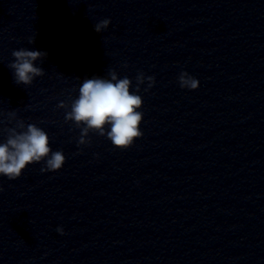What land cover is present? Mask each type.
<instances>
[{
	"label": "clouds",
	"instance_id": "clouds-1",
	"mask_svg": "<svg viewBox=\"0 0 264 264\" xmlns=\"http://www.w3.org/2000/svg\"><path fill=\"white\" fill-rule=\"evenodd\" d=\"M111 24L108 18L94 24V30L99 34ZM30 44L35 43V37L29 38ZM48 53L38 50L20 48L12 51V62L8 67L13 72L14 82L17 85H31L35 78L45 75L44 69L36 66V61L43 62ZM127 67V65H125ZM110 79L94 77L85 79L79 87L78 98L68 103L61 101L57 107L70 110L65 112V123L73 122L80 129L77 140L79 145L90 144L89 133L95 132L99 136H106L117 148L130 147L136 138L142 136L139 125L143 119V113L137 111L143 105L142 97L130 91L132 80L127 76L118 78L114 69L108 71ZM135 92L139 93L141 85L147 82L144 91L150 90L156 83L154 76H146L139 72L136 77ZM181 88L196 90L199 81L187 72H181L178 77ZM5 113L0 109V125L5 123L2 119ZM7 124L14 125L4 128L7 139L0 143V176H6L9 180L19 178L22 171L29 164L44 161L40 171L56 172L65 163L62 151H52L49 146V135L34 123L26 124L18 117L17 111L6 113ZM106 126L110 130L106 131ZM0 191H3L0 186ZM57 232L64 234L63 227H58Z\"/></svg>",
	"mask_w": 264,
	"mask_h": 264
}]
</instances>
